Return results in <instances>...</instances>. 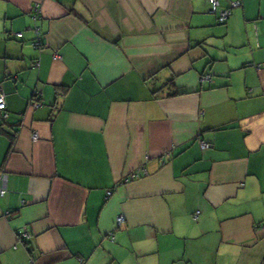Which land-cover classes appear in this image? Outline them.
I'll return each mask as SVG.
<instances>
[{
    "label": "crops",
    "instance_id": "obj_1",
    "mask_svg": "<svg viewBox=\"0 0 264 264\" xmlns=\"http://www.w3.org/2000/svg\"><path fill=\"white\" fill-rule=\"evenodd\" d=\"M240 1L0 0V264H264V0Z\"/></svg>",
    "mask_w": 264,
    "mask_h": 264
},
{
    "label": "built area",
    "instance_id": "obj_2",
    "mask_svg": "<svg viewBox=\"0 0 264 264\" xmlns=\"http://www.w3.org/2000/svg\"><path fill=\"white\" fill-rule=\"evenodd\" d=\"M220 1L221 0H210L211 5H212L211 6V12L215 13V12L219 11L218 20H219V22L224 23L231 16L232 9L234 7L241 5V1L240 0L232 1L230 7L219 9ZM36 32L38 33V37H37L36 41L34 42V45L37 48H41L42 41H41V37L39 36L40 35V28H37ZM22 35H23L22 32L16 33V36H18V37H21ZM203 78L204 79H210V76L205 75ZM0 111L2 112L4 118L8 117L6 95L2 91L1 87H0ZM38 137H39L38 132H34V134H33L34 140H38ZM204 145H207V144H204ZM144 173H145V169L142 168L136 172H132L129 176L126 177V180H130V179L142 176ZM7 184H8V175L6 172L2 171L0 173V195L1 196H4L7 193V190H8ZM109 194H111V191H109ZM123 220H124V216L119 215L117 217V224L118 225L121 224V222H123Z\"/></svg>",
    "mask_w": 264,
    "mask_h": 264
},
{
    "label": "trees",
    "instance_id": "obj_3",
    "mask_svg": "<svg viewBox=\"0 0 264 264\" xmlns=\"http://www.w3.org/2000/svg\"><path fill=\"white\" fill-rule=\"evenodd\" d=\"M1 112V111H0Z\"/></svg>",
    "mask_w": 264,
    "mask_h": 264
}]
</instances>
